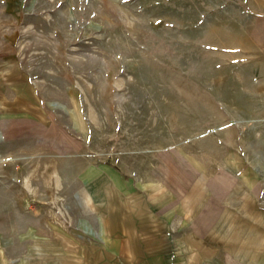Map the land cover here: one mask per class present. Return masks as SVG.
<instances>
[{
  "label": "rangeland",
  "instance_id": "374dc122",
  "mask_svg": "<svg viewBox=\"0 0 264 264\" xmlns=\"http://www.w3.org/2000/svg\"><path fill=\"white\" fill-rule=\"evenodd\" d=\"M236 14L0 0V264H264Z\"/></svg>",
  "mask_w": 264,
  "mask_h": 264
},
{
  "label": "crops",
  "instance_id": "0c3cea01",
  "mask_svg": "<svg viewBox=\"0 0 264 264\" xmlns=\"http://www.w3.org/2000/svg\"><path fill=\"white\" fill-rule=\"evenodd\" d=\"M236 6L237 52L244 54L243 64H238L236 100L243 102L239 114L243 127L250 122L252 131L263 130L264 122L258 125L254 118L264 116V0H236Z\"/></svg>",
  "mask_w": 264,
  "mask_h": 264
}]
</instances>
